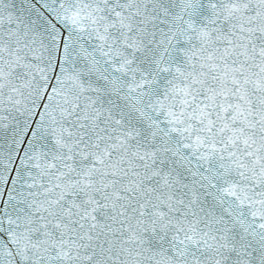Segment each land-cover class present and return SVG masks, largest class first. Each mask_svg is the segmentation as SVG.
I'll return each mask as SVG.
<instances>
[{
  "label": "snow or ice",
  "instance_id": "6c2138e0",
  "mask_svg": "<svg viewBox=\"0 0 264 264\" xmlns=\"http://www.w3.org/2000/svg\"><path fill=\"white\" fill-rule=\"evenodd\" d=\"M0 264H264V0H0Z\"/></svg>",
  "mask_w": 264,
  "mask_h": 264
}]
</instances>
